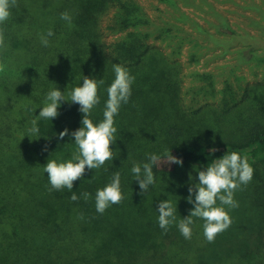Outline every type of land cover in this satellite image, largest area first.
Returning a JSON list of instances; mask_svg holds the SVG:
<instances>
[{"label":"trees","instance_id":"16d2710c","mask_svg":"<svg viewBox=\"0 0 264 264\" xmlns=\"http://www.w3.org/2000/svg\"><path fill=\"white\" fill-rule=\"evenodd\" d=\"M156 1L165 5L157 15L143 0H16L10 8L0 25L7 45L0 53L6 65L0 72V264H264V79L235 84L190 69L200 63L208 38L264 45V0H232L255 16L248 19L256 35L236 30L231 10L210 0ZM189 7L209 14L211 29ZM64 12L74 27L60 18ZM48 29L54 35L44 47L40 34ZM114 64L135 77L129 102L114 117L115 157L99 169L86 167L72 191L91 198L73 202L67 188L50 190L43 167L49 159L67 162L76 151L71 132L82 127L83 114L70 93L83 76L104 81L90 116L94 124L103 120ZM56 87L66 100L60 115L39 120L40 133L28 136ZM64 129L69 136L58 140ZM232 151L248 158L253 177L234 193L238 207L223 206L231 226L212 243L195 217L191 239L175 224L165 233L159 202L172 201L177 223L187 217L193 208L188 189L199 183L198 171ZM149 153L161 159L153 165L155 183L141 195L131 168L148 162ZM171 154L182 165L170 164ZM117 171L124 199L101 215L96 192ZM216 206H222L218 200Z\"/></svg>","mask_w":264,"mask_h":264},{"label":"clouds","instance_id":"9594fccd","mask_svg":"<svg viewBox=\"0 0 264 264\" xmlns=\"http://www.w3.org/2000/svg\"><path fill=\"white\" fill-rule=\"evenodd\" d=\"M16 5V0H0V25H3L10 17V8ZM62 20L66 21L68 26L74 27L72 17L68 12L61 13ZM54 32L48 29L46 33L40 34L42 46H49V37ZM7 50L5 43L4 29L0 27V53ZM6 65L0 63V72L5 71ZM113 71L115 79L107 88L108 99L105 103L103 120L94 124L90 119L93 109L100 103L98 88L104 84L103 79H96L83 76L82 86L75 87L70 98L72 103L80 106L79 111L83 114L81 120L82 127L71 132L74 137V143L77 146L73 152L72 158L67 162H57L55 159H49L43 167L44 172L48 174V180L51 185L50 190L60 191L67 188L72 195L71 201L77 202L82 196L85 201L91 198V193L83 192L78 196L73 192L74 181L83 179L85 169L88 170L101 168L106 161L113 160L115 157L111 145L115 143L114 117L119 114L122 104H127L131 97V86L135 77L130 75L128 69L122 65L114 64ZM61 101L66 102L64 92L58 88L50 90L44 101L39 115L31 120V127L26 129L28 136H36L40 133L38 121L56 119L60 113ZM69 136V130L64 129L58 134L57 139L63 140ZM147 155L148 162L134 164L131 172L136 177L141 195L148 192L149 186L155 183L153 165L157 164L161 157L154 153ZM170 164L182 165L183 161L177 159L172 154L169 156ZM253 177V168L250 166L247 157H242L238 152L232 151L225 154L222 158L214 159L203 170L198 171L199 183L189 187V196L187 202L193 205L189 215L182 218L177 223V207L171 200L160 201L157 206L158 224L166 233L168 228L176 225L179 232L185 239L192 237L193 218H199L204 221L203 234L205 239L212 243L218 234L226 231L232 224L228 208L238 207V202L234 199V193L242 190V185L246 186ZM91 180H89L90 182ZM194 196V200H193ZM124 196L121 192V174L119 171L113 173L111 182L104 188L98 189L95 195V209L99 214H103L111 205L119 204ZM217 200L222 206H216Z\"/></svg>","mask_w":264,"mask_h":264},{"label":"rangeland","instance_id":"374dc122","mask_svg":"<svg viewBox=\"0 0 264 264\" xmlns=\"http://www.w3.org/2000/svg\"><path fill=\"white\" fill-rule=\"evenodd\" d=\"M210 1L214 2L216 7L220 10H231V12H227V14L236 30L246 32V30L249 29L253 35H256L258 27H251L248 19L249 17H255L251 11L244 10L232 0ZM143 3L152 15L158 13V10H156L157 7H165L164 4L158 3L156 0H143ZM196 9L197 8H188V10L192 12V16L196 18V21L204 25L208 30L211 29V25H209L205 19H211L212 17L205 11ZM204 9H206L205 6ZM206 41L209 47L203 51L204 55L200 63L194 64L190 69L201 72H213L217 75L219 81L230 77L235 84L237 82L243 85L255 84L264 79V45L258 46L253 43L252 45H247L243 44L240 40H227L221 44L213 42L210 38ZM239 50L243 51V56L252 58V60L246 61L244 60L245 58L239 57L236 53ZM183 60H187V57L184 56ZM190 69L186 71L189 72Z\"/></svg>","mask_w":264,"mask_h":264}]
</instances>
